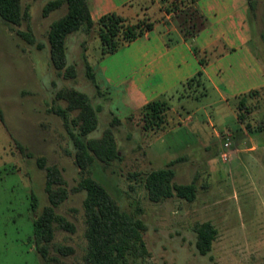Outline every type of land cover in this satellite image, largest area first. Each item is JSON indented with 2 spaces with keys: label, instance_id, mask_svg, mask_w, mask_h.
<instances>
[{
  "label": "rangeland",
  "instance_id": "rangeland-1",
  "mask_svg": "<svg viewBox=\"0 0 264 264\" xmlns=\"http://www.w3.org/2000/svg\"><path fill=\"white\" fill-rule=\"evenodd\" d=\"M48 1L22 0L42 49L19 36L18 31L28 29L27 21L15 25L0 17V105L5 114V121H0V264H46L31 239L35 214L31 210L32 192L41 201L38 211L48 204L46 171L38 167L36 159L41 156L64 175L70 196L57 213L76 227L73 232L57 225L50 248L51 256L58 259L56 264H87L86 192L74 190L86 175L101 182L123 210L142 217L147 224L149 253L130 258L128 264H264V87L249 99L250 128L238 120L235 96L239 94L232 95L229 90L221 93L208 82L205 90L181 87L168 93L163 97L168 103L166 122L144 129L138 117L126 119L143 102L127 99L119 79L136 55L138 42L146 39L102 58L97 25L91 34L75 32L67 38V56L78 75L66 78L52 65L48 33L51 23L68 8L64 4L45 17L43 8ZM172 1L138 0L120 13L131 21L148 17L159 27L164 25ZM256 1L254 16L247 0H234L225 14L220 13L215 20L207 17L208 25L203 30L214 22V32L224 29L229 35L232 24L245 21L250 46L264 66V0ZM173 27L178 28L175 23ZM219 40L233 49L224 56L242 47L240 41L234 47L223 37ZM216 42L202 48H211ZM85 46L104 96L85 74ZM213 56L209 65L219 60ZM66 87L87 93L93 104L101 107L98 126L89 137L100 138L111 127L119 159L108 164L97 160L88 173L78 166L76 148L64 120L54 112L57 106H67L65 100L57 99V92ZM76 114L72 112V116ZM115 116L120 123L113 125ZM226 142H230L229 148L224 146ZM181 155L185 160L173 166L174 181L196 182L198 197L192 202L177 196L160 202L151 200L145 187L146 175L166 168L171 159ZM204 221L212 222L218 230L211 255H201L195 247L194 225ZM59 246L74 251L63 254Z\"/></svg>",
  "mask_w": 264,
  "mask_h": 264
},
{
  "label": "trees",
  "instance_id": "trees-1",
  "mask_svg": "<svg viewBox=\"0 0 264 264\" xmlns=\"http://www.w3.org/2000/svg\"><path fill=\"white\" fill-rule=\"evenodd\" d=\"M162 1L164 3L167 0ZM199 1L173 0L171 9L166 10L168 15L165 16L164 25L158 27L157 21L148 17L131 21L119 11L106 13L95 21L88 0H49L43 8L45 17L64 4H67L68 8L65 15L50 25L48 39L52 65L60 75L66 78L75 79L77 77L78 69L75 64L68 62L67 56V38L75 32L83 30L91 34L97 25L101 40L102 58H105L116 53L122 47L145 38L154 29L163 35L166 46L172 47L181 40L177 33H166L163 28L175 23L177 29L182 33L183 40L189 44L196 56L201 69L192 77L181 82L174 91H178L181 87L205 90L210 81L204 69L214 60L213 55L220 58L233 49L225 43L221 45V40L213 44L211 48H202L197 44L196 37L208 25V18L199 7ZM247 1L249 12L254 16L257 1ZM171 16L174 20L171 19ZM0 17L15 25H21L23 21H27L28 29L18 31L19 36L29 44H36L39 49L44 48L43 44L37 43L36 36L30 27V13L28 9H24L22 0H0ZM220 46L222 49H219ZM82 58L86 76L94 84L98 94L104 96L105 93L99 83L95 67L89 60L86 46ZM257 91V89H252L245 94L235 96L239 102L238 120L249 128L248 115L251 110L248 107V102ZM57 99L67 102L66 107L57 106L54 108V112L64 120L76 148L77 164L84 173H88L97 160L108 164L120 158L114 131L111 127L107 128L100 138L89 137V134L98 126L101 107H96L87 93L75 87H66L57 92ZM167 106L168 103L164 99L152 100L138 108L137 112L129 113L126 119L134 120L138 117L140 123L144 122L143 127L147 130L160 127L166 122ZM75 111L77 114L72 116V112ZM0 121H5V114L1 105ZM112 123L113 125L119 124L120 119L115 116ZM16 144L24 152V147L18 142ZM36 159L38 167L46 171L45 191L48 204L43 206L41 211H38L41 207V201L32 192L31 210L35 214L31 239H33L36 250L43 261L46 264H56L58 259L51 256L50 248L55 239L57 225L73 232L76 230L74 224L57 213V208L69 198L70 193L61 169L57 165H48L44 156ZM184 160L185 156H178L171 159L166 168L153 170L146 175L145 187L151 200L160 202L175 196L191 202L196 200L199 192V186L196 182L177 183L174 181L176 172L173 166ZM74 190L86 192L83 206L87 224L88 247L84 255L87 264H128L130 258L148 255L149 251L145 241L147 224L142 217H137L123 210L112 193L90 175L82 177ZM194 231L196 233L195 247L197 252L201 255H211L213 242L218 234L215 225L210 221L197 222L194 225ZM58 250L63 254H71L74 251L65 246H59ZM210 257L212 258V256Z\"/></svg>",
  "mask_w": 264,
  "mask_h": 264
},
{
  "label": "crops",
  "instance_id": "crops-1",
  "mask_svg": "<svg viewBox=\"0 0 264 264\" xmlns=\"http://www.w3.org/2000/svg\"><path fill=\"white\" fill-rule=\"evenodd\" d=\"M136 1L138 0H88L95 21L106 13L121 12L127 5ZM231 3H234V0H200L199 7L207 17L214 19L220 13L225 14ZM96 13L98 15H95ZM232 25L234 28L227 35L224 29L214 32L213 22L209 29L199 34L197 42L201 47H206L223 37L230 46L235 47L240 41V49L219 58L216 63L204 69L211 85L217 91L225 93L229 90L230 94L236 95L264 87V66L250 46V34L245 21ZM163 29L166 33H177L181 41L167 47L163 35L154 29L145 36V42H138L137 53L130 66L123 68L124 71L120 73V85L124 86L127 99L143 102L138 107L152 100L163 99L167 93L174 91L181 82L201 69L189 44L183 40L182 33L174 28L173 24Z\"/></svg>",
  "mask_w": 264,
  "mask_h": 264
},
{
  "label": "built area",
  "instance_id": "built-area-1",
  "mask_svg": "<svg viewBox=\"0 0 264 264\" xmlns=\"http://www.w3.org/2000/svg\"><path fill=\"white\" fill-rule=\"evenodd\" d=\"M224 146H225L226 148H229V147H230V142H226V143L224 144ZM224 155H226V154H224Z\"/></svg>",
  "mask_w": 264,
  "mask_h": 264
}]
</instances>
